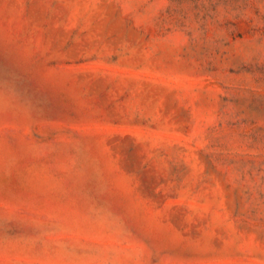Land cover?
<instances>
[{
    "label": "rangeland",
    "instance_id": "obj_1",
    "mask_svg": "<svg viewBox=\"0 0 264 264\" xmlns=\"http://www.w3.org/2000/svg\"><path fill=\"white\" fill-rule=\"evenodd\" d=\"M0 264H264V0H0Z\"/></svg>",
    "mask_w": 264,
    "mask_h": 264
}]
</instances>
